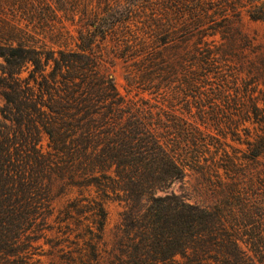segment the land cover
<instances>
[{
	"label": "trees",
	"instance_id": "16d2710c",
	"mask_svg": "<svg viewBox=\"0 0 264 264\" xmlns=\"http://www.w3.org/2000/svg\"><path fill=\"white\" fill-rule=\"evenodd\" d=\"M149 1L105 7L93 30L105 37L121 28L120 40L134 42L120 55L136 59L124 74L125 93L90 41L67 50L0 40V264L32 263L29 248L61 198L57 222L92 227L91 239L101 238L107 202L124 203L123 226L133 237L116 264H264V129L232 146L209 128L216 111L199 110L203 128L197 124V79L217 67L216 50L208 45L197 58V45L216 32L209 26L216 7L233 14L225 28L239 32L242 11L264 22V0L174 3L186 7L174 25L184 14L194 22L182 25L186 52L171 64L163 57L176 33L163 15L168 0ZM193 28L198 39L191 43ZM149 33L161 40L149 42ZM250 107L264 124V109L255 100ZM187 169L204 179L210 205L167 191Z\"/></svg>",
	"mask_w": 264,
	"mask_h": 264
},
{
	"label": "rangeland",
	"instance_id": "374dc122",
	"mask_svg": "<svg viewBox=\"0 0 264 264\" xmlns=\"http://www.w3.org/2000/svg\"><path fill=\"white\" fill-rule=\"evenodd\" d=\"M129 1L131 0H0V40L11 45L20 43L67 50L77 49L79 45L90 41L94 49L103 53L105 65L109 67L118 90L125 93L124 74L129 64L136 59L124 61L120 55L134 42L128 38L124 39V43L120 40L121 28L105 32V37L100 36L99 31L93 35V30L97 24L102 23L108 8H115V4L123 5ZM153 1L155 0L149 2ZM179 1L184 2L168 0L163 12L176 29L172 42L163 52V57L169 64L184 56L186 51L182 50V25L194 22L192 14H184L181 19L185 22L180 26L174 25L179 11L182 13L186 10L183 5H174ZM195 4L197 5L196 1L189 3V6ZM208 6L214 8L213 4ZM154 7L157 8L156 5ZM159 12L156 10L154 15L158 17ZM227 16L230 18L233 14L223 7H216L215 17L209 23V26L216 28V32L208 30V34L201 36V42L197 45V58H201L209 49L208 45H211L210 48L216 50L212 51L211 56L215 59V66L217 65L213 73L197 79V124L203 128L198 116L199 110L209 114L216 111L215 121L209 122L210 130L219 141L237 146L242 140L248 139L247 135L255 129H264V124H259L262 115L256 116L255 110L250 107L255 100L259 108L264 109V22L251 20L242 11L240 30L233 32L232 29L225 28ZM130 27L135 28L134 25ZM135 34L141 33H131L133 37ZM148 35L149 42L161 40L159 34ZM186 35L190 36L192 43L198 39L197 28ZM31 68L32 65L27 64L21 77H26ZM176 83L172 82V85H177ZM2 105L0 94V107ZM192 110H195L194 107ZM262 135L264 137V131ZM40 143L46 148V136H42ZM262 162L264 177V155ZM167 191L175 193L186 202L201 206L210 205L214 200L204 179L195 169H187L184 176L173 182ZM65 199H57L54 213L46 223L42 236L29 248L31 264H116V257L130 244L127 236L133 237V233L127 234L128 228L123 226L124 203L118 199L107 202V218L101 238L91 239L89 228L92 227H76L73 223L67 225L57 222ZM175 259L182 260L180 256Z\"/></svg>",
	"mask_w": 264,
	"mask_h": 264
}]
</instances>
